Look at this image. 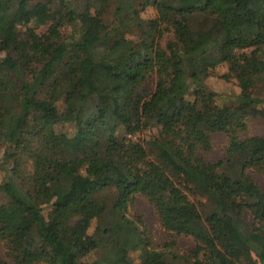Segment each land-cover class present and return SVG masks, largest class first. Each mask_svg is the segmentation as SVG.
I'll return each mask as SVG.
<instances>
[{
  "label": "trees",
  "instance_id": "1",
  "mask_svg": "<svg viewBox=\"0 0 264 264\" xmlns=\"http://www.w3.org/2000/svg\"><path fill=\"white\" fill-rule=\"evenodd\" d=\"M150 1L0 0V264L93 252L89 264H135L139 249L148 264H264V190L250 174H264V134L249 132L264 118V0H153L145 20ZM253 62L239 99L216 102L205 78L225 64L242 80ZM66 120L73 134L57 131ZM152 126L145 143L128 137ZM216 133L225 156L210 161ZM76 164L87 173L70 180ZM139 194L166 231L193 237L190 252L146 250L127 216Z\"/></svg>",
  "mask_w": 264,
  "mask_h": 264
},
{
  "label": "rangeland",
  "instance_id": "2",
  "mask_svg": "<svg viewBox=\"0 0 264 264\" xmlns=\"http://www.w3.org/2000/svg\"><path fill=\"white\" fill-rule=\"evenodd\" d=\"M158 13L157 9L154 6V1L151 0L149 5L145 10L141 12V17L145 20H152L157 18ZM47 26H42L40 30L44 31ZM71 27L66 30L68 34L71 32ZM140 32L135 29L131 33H129L128 37L131 40H137ZM172 39V34L166 32L163 37H161L160 42L162 45H166L167 41ZM258 64L253 62L251 65H248L245 69L244 78L242 80L231 79L227 80L223 77V75L227 72V65L221 64L215 68L213 72H211L210 76L205 78L204 84L207 89H210L216 93V102L219 104H231L232 102H236L239 99L241 91L243 88L250 86V72L256 70ZM158 75L159 73L157 70L154 72V75L147 81L146 87L149 94H152L157 87L158 82ZM163 76V75H162ZM264 98V91L260 94ZM264 106V105H263ZM58 132H65L69 134L74 133V126L71 121H62L56 127ZM157 130L155 126L149 127L144 129L141 132H137L135 135L128 136L133 140L145 143L149 140L152 134ZM249 132L251 135H261L264 134V118H257L251 121V125L249 128ZM227 145V137L223 133H216L213 136V149L211 152L206 154V158L210 161H217L222 159L225 156V147ZM4 144L0 143V159H2L4 153ZM10 163V160L8 161ZM87 170L81 166L80 164H76L72 170L69 172V179L70 180H79L85 174ZM250 174L254 178V180L260 185V187L264 190V174L257 172V171H250ZM3 173L0 170V181L2 180ZM194 201H197V198L192 196ZM5 202L4 196L0 194V205ZM202 212L208 210V208L200 206ZM127 216L133 218L135 220L140 219L148 231V245L147 251L151 252L152 250L160 251L166 247V245L173 241L175 242L172 248L176 252L180 254L188 253L195 247V240L191 235L185 234H174L165 230V228L160 223L158 218V213L156 208L153 204H151L144 196L137 195L131 201L128 210ZM247 220L252 222V215L247 212L246 214ZM96 221L92 222L91 228L89 232L92 233L95 226ZM0 248L3 250V245L0 242ZM99 253L93 252L82 259L81 264H89L91 263L96 257H98ZM132 257L134 259L135 264H148L152 263L155 260L153 259V255L150 254L148 259L146 258V253L143 250L139 249L132 253Z\"/></svg>",
  "mask_w": 264,
  "mask_h": 264
}]
</instances>
